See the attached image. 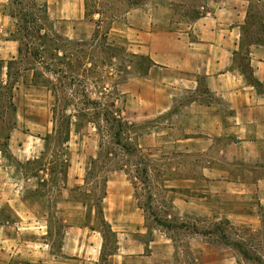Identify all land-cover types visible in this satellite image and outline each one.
Segmentation results:
<instances>
[{"label":"rangeland","instance_id":"1","mask_svg":"<svg viewBox=\"0 0 264 264\" xmlns=\"http://www.w3.org/2000/svg\"><path fill=\"white\" fill-rule=\"evenodd\" d=\"M39 1H46L48 16L54 28L68 45V55L71 56L67 61L70 64L68 74L80 73V79L85 83L91 98L104 104H114L132 126L130 133L138 156H131L129 162L120 159L118 166L133 173L135 167L145 165L148 180L138 182L137 189H134L129 175L116 166L109 164L101 168L102 173L90 166V160L98 151V135L87 121L73 116L72 107L63 109L59 102L61 93L58 87L63 79L59 74L52 73L59 67L52 56V46H46L43 58H33L27 53L24 40L20 41L22 27L16 24L14 36L22 51L20 61L14 68L18 65L27 67L33 73L32 80L42 90L0 96L5 106L0 109L5 121V125L1 126V134L5 137L10 135L17 115L18 120L23 121L21 129L26 134L21 160L14 157L0 158V167L9 166L8 170L0 174L5 181L4 194L15 193V189L20 186L24 198L23 202L10 205L8 210L0 208V231L16 238L15 244L30 249L42 243L43 248L52 251L59 249L65 227L88 223L100 232L104 231L99 207L94 211L92 207L100 193L99 176L105 170H110L107 173V190L112 189L114 193H110L100 206L101 209L106 206L105 212L102 209L103 216L117 235L107 233L103 238L104 254L116 249L128 238H134L145 243L153 240L150 250L157 254L154 257L155 264H260L252 258L244 260L232 247L219 242L218 235L224 230L228 240H248L253 237L254 244L258 245L250 246V249L264 261V213H260L256 207L253 191L229 189L222 184L212 186L203 175L207 165L205 159L184 149L176 141L183 134V123L176 115L179 101L174 103L173 107L176 108L167 110H153L150 105L151 102L166 101L164 94L156 91L147 80L148 71L144 75L149 66V57L134 52L120 41H113L108 34L105 41L101 40L106 29L111 28L114 22H122L123 16L101 23L93 38L95 25L84 17L83 5L80 11L83 15L80 16L72 0H63V4L62 0ZM160 2L168 6L170 13L168 24L160 25L159 29H169L193 38V24L184 16L193 4L201 11H214L218 6L229 4L234 7V15L238 19L243 17L241 29L245 31L244 40L250 35L251 39L258 38L264 43V2ZM104 3L108 5L106 7L113 6L111 2ZM13 10L17 11V7L10 0V11ZM247 12L251 17L245 24ZM17 19L22 21L19 16ZM93 19L97 20L98 16L94 15ZM249 45L250 42H243L235 56L242 69L247 63ZM35 46L34 43L29 49ZM111 46L116 50L109 49ZM153 74L160 78L164 76L160 70H155ZM52 109H55L59 122H72L69 141L67 146L62 145V150L58 151L52 139L50 149L39 158L44 151L43 138L52 132ZM79 121L83 124H74ZM58 154L59 158L56 157ZM26 157L34 162L27 165ZM65 161H68V168L59 166L58 163ZM68 193L73 200L71 203H66L64 198ZM84 201L87 208L80 204L79 207L75 206ZM250 208L256 210L253 215H250ZM41 215H45L46 222L40 219ZM204 231L206 235L202 234ZM128 248L135 251L130 244ZM100 264L108 263L101 260Z\"/></svg>","mask_w":264,"mask_h":264},{"label":"crops","instance_id":"2","mask_svg":"<svg viewBox=\"0 0 264 264\" xmlns=\"http://www.w3.org/2000/svg\"><path fill=\"white\" fill-rule=\"evenodd\" d=\"M160 1L143 2L130 9L122 22H114L108 37L152 60L154 64L148 70L147 80L164 94L166 102L150 105L153 110H167L179 101L176 115L183 123V134L176 141L205 159L203 175L212 186L222 184L229 189L253 191L256 207L264 213V43L248 46L247 63L242 69L235 56L240 48L243 17L238 19L234 15V7L225 4L214 11L204 10L202 16L192 22L195 37L191 38L158 28L168 24L170 13L168 6ZM72 2L80 12L83 0ZM15 25L10 0H0V96L42 90L32 80L33 73L29 69L20 65L14 68L20 59ZM155 70L163 71V78L153 74ZM3 101L0 97L1 110L5 108ZM3 125L4 117L0 114V158L21 160L26 138L21 129L23 121H19L17 115L14 128L6 137L1 134ZM8 167H0V174ZM4 184L0 177V208L8 210L10 205L23 202L24 198L20 186L15 193L5 195ZM111 190L106 188L101 204L114 193ZM64 198L66 203L73 201L69 193ZM79 204L87 208L80 202L75 206ZM102 209L105 212L107 208L104 205ZM255 211L250 208V215ZM40 219L46 222L45 215ZM101 233L88 223L65 227L59 249L52 251L43 248L42 243L30 249L15 244L16 238L0 231V264H100L104 244ZM152 243L153 240L145 243L128 238L117 245L106 262L155 264L157 254L150 250ZM129 244L135 251L128 248Z\"/></svg>","mask_w":264,"mask_h":264},{"label":"trees","instance_id":"3","mask_svg":"<svg viewBox=\"0 0 264 264\" xmlns=\"http://www.w3.org/2000/svg\"><path fill=\"white\" fill-rule=\"evenodd\" d=\"M144 1L145 0H83L84 17L88 18L90 21H93L95 25L94 31L92 33L93 38H95V34L98 31L99 26H101V23L104 21H114L116 18L124 16L130 9L142 4ZM104 2H111L113 6L111 8L106 7L108 5L106 4L105 6ZM255 2L258 4L264 2V0H255ZM12 3L17 7V11H10V14L15 19H17L18 16L22 18V21L17 19L16 24H20L22 27V37L20 41L22 42L24 40V46L26 49L28 48L27 53L31 54L33 58L38 59L43 58V53L46 52V46L51 45L53 48L54 53L52 56L57 60L59 67L52 73L59 74V77L63 79L59 82L58 87L61 93L59 102L62 104L63 109L72 107L73 116L82 119V121H87V123L92 125V127L95 129V133L98 135V151L96 156L90 160V166L96 168L100 173H102L103 167L109 164L116 166L119 170H122L127 175H129L134 189H137L138 182H147L148 169L145 165H141V167H135V169L132 171L133 173H130L129 171L123 169V167L118 166L120 159L124 160L125 162H129L131 156H138L137 147L132 143V137L130 133L132 126L129 125L127 121H125L124 117L119 113V110L114 104H104L91 98L90 93L86 91L85 83L80 79V73L77 75L68 74L70 64L67 61L71 57L68 55V45L65 43L61 34L55 30L53 22L49 18L46 1L40 2L39 0H12ZM122 6L125 7L122 8ZM201 7L203 8V5ZM202 14L203 11L198 9L197 5L193 4L192 7L184 13V16H186L187 21L191 23L196 21L200 16H202ZM94 15L98 16L97 20L93 19ZM250 17V13L247 12L245 24L248 23ZM109 30L110 27L106 29V32L104 33L103 37H101V40L105 41ZM244 38L245 31L243 32V30H241L240 45L245 41L250 42V44L262 43L258 38L255 40L251 39L250 35L248 38H246V40H244ZM34 43L36 46L30 50L29 48ZM109 49L116 50V48L112 46L109 47ZM18 51L21 56L22 49L20 44ZM147 59L149 66L147 67L146 73L144 75L147 74L149 68L154 64L150 58ZM25 69L27 70L28 68L25 67ZM36 77H39V75ZM56 80H58V77H56ZM49 84L53 85L52 82ZM54 88L55 87H52V90ZM52 95L55 96V92H53ZM59 112H61V110ZM52 113V132L43 138L45 142L44 151L39 158L45 154V151L50 149V142L52 139L54 140L58 151L62 150V145L67 146L69 141V132L72 122H59L56 120L55 109H52ZM74 124L81 125L83 122L79 121V123L75 122ZM56 157L59 158V154L56 155ZM57 158L56 162H58ZM140 158L141 157H139V159ZM32 162H34V160H27L26 164L30 165ZM58 164L59 166H64L66 168H68L69 165L68 161ZM98 167L102 169L100 170ZM109 171L110 170H105L104 174L99 176L100 181H98V186L100 193L95 198L94 208L92 207L93 211L96 210V207H99L98 213L101 214V224L105 228V230L102 231L104 239L107 233L111 234L112 236L116 235L111 230L109 224L105 221L100 206L103 198L106 196L108 182L107 173ZM82 203L83 205H86L85 201ZM202 234L206 235V231L202 232ZM218 238L219 242L236 250L244 260H251L252 258V260L257 261L260 264H264V261L258 255H256L252 249H250V246L258 245L254 244L253 237H249L248 240H228V236L223 230L221 231L220 235H218ZM114 251L115 249H112L108 254H104L102 251L101 260L106 261L107 256L112 254Z\"/></svg>","mask_w":264,"mask_h":264}]
</instances>
